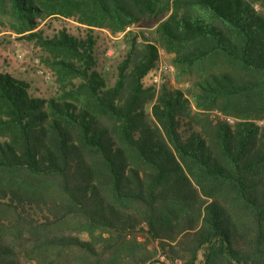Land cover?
I'll list each match as a JSON object with an SVG mask.
<instances>
[{
  "label": "trees",
  "instance_id": "trees-1",
  "mask_svg": "<svg viewBox=\"0 0 264 264\" xmlns=\"http://www.w3.org/2000/svg\"><path fill=\"white\" fill-rule=\"evenodd\" d=\"M0 13L49 53L62 90L39 98L0 72V264H264V0H0ZM53 15L113 32L155 20V42L129 35L109 86L91 29L33 30ZM156 43L184 89L142 86Z\"/></svg>",
  "mask_w": 264,
  "mask_h": 264
},
{
  "label": "rangeland",
  "instance_id": "rangeland-1",
  "mask_svg": "<svg viewBox=\"0 0 264 264\" xmlns=\"http://www.w3.org/2000/svg\"><path fill=\"white\" fill-rule=\"evenodd\" d=\"M259 9L258 5H256ZM37 25L33 29L34 31H41L42 36L52 37L61 30H65L67 33L75 36L77 38H83L87 33L88 29H91V34L94 38V56L95 64L94 69L100 73L105 79L106 85L111 86L117 77V65L122 61L127 52V41L132 35H125L124 42L126 44L125 50H116V53L110 57L105 56L100 49L102 45V36L100 28L108 30L111 34H119L123 30L113 32L106 27H88L80 23L76 17H63V16H48L45 18H36ZM138 27V32H146L147 35L142 37L144 41H149L150 43L155 42L154 28L157 21L153 20L150 23L145 21L132 22ZM81 25L80 26H78ZM17 25L14 20L7 14L0 13V72H7L16 79H21L30 84L29 91L33 95L47 99L50 97H58L61 93L60 82L57 78V73L55 69L48 63L49 53L43 48H41L35 41V39H28L24 37V33H17L14 26ZM127 26V25H126ZM157 46L158 49H163L164 54L159 56L158 61L152 67L147 74L142 78V86L150 87L158 92L160 86L164 83L168 88L184 89L188 85V77H183L181 81H177L176 74L177 70L172 63V54H169L162 46ZM17 55H22L19 58ZM159 63L170 65L172 68L168 71H160L158 78L154 77L156 73H152V70L158 69ZM38 65L43 69L52 72V79L49 81H44L40 76L36 75L33 71L35 66ZM195 75L192 74L191 78ZM156 79V80H154ZM73 82L77 81L75 78L72 79ZM155 258L159 261L168 262L169 260L165 257L163 253H158Z\"/></svg>",
  "mask_w": 264,
  "mask_h": 264
},
{
  "label": "built area",
  "instance_id": "built-area-1",
  "mask_svg": "<svg viewBox=\"0 0 264 264\" xmlns=\"http://www.w3.org/2000/svg\"><path fill=\"white\" fill-rule=\"evenodd\" d=\"M255 9L257 10V7L255 6ZM78 26L81 27V25L78 24ZM101 36H102V45L100 49L102 50V53L110 57L116 53V50H125L126 44L124 42V36L125 35H132L135 38V41L138 43L146 42L144 41L143 36H146V32L139 33L138 27L135 23H130L127 26H125L124 30L120 32L119 34H111L108 30L100 28ZM95 52V51H94ZM163 49H158V54L161 56L163 53ZM95 54V53H94ZM19 58L22 57V55H17ZM172 67L170 65H165L159 63L158 69L152 70V73H156L154 77L158 78L160 71H168ZM34 73L38 76H40L44 81H49L52 79L53 75L52 72L46 69L41 68L40 66L36 65L33 69ZM156 80V79H154Z\"/></svg>",
  "mask_w": 264,
  "mask_h": 264
}]
</instances>
